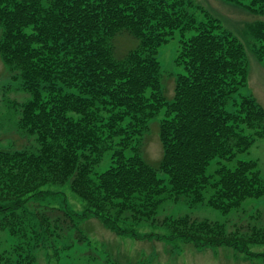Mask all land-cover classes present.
Wrapping results in <instances>:
<instances>
[{
  "label": "trees",
  "instance_id": "16d2710c",
  "mask_svg": "<svg viewBox=\"0 0 264 264\" xmlns=\"http://www.w3.org/2000/svg\"><path fill=\"white\" fill-rule=\"evenodd\" d=\"M226 1L264 14V0ZM219 29L194 0H0V62L27 95L15 129L31 141L0 147V229L16 241L0 264H36L34 250L73 231L77 218L135 240L153 237L139 236V226L157 225L166 230L158 240L227 247L264 261L250 251L264 246L258 210L231 229L188 216L157 219L166 202L228 216L264 198L257 161L236 160L264 138V111L249 97L232 99L246 85L248 61ZM251 31L264 40L263 23ZM176 34L181 72L168 100L157 53ZM121 37L131 42L124 52ZM257 56L264 58V47ZM156 119L161 157L154 167L143 148ZM103 160L108 168L96 173ZM46 187H68L83 212L28 209L54 194Z\"/></svg>",
  "mask_w": 264,
  "mask_h": 264
},
{
  "label": "rangeland",
  "instance_id": "374dc122",
  "mask_svg": "<svg viewBox=\"0 0 264 264\" xmlns=\"http://www.w3.org/2000/svg\"><path fill=\"white\" fill-rule=\"evenodd\" d=\"M195 5L209 11L218 21L219 32L227 33L236 39L246 53L248 73L246 85L232 95V99L249 97L264 111V58L258 59L257 52L264 47V40L259 41V34L255 37L251 28L259 23L264 24V14L250 13L246 7L226 0H194ZM243 5H247L244 3ZM261 28V26H260ZM257 32V28L256 31ZM120 52L131 46L127 37H121L117 43ZM178 50V34L168 43L158 49L157 59L161 66L163 90L165 97L171 100L175 77L181 70L176 69L174 60ZM262 53V52H261ZM21 81H13L0 62V147L3 149L21 148L31 145V141L21 136L15 129L19 105L27 95L21 89ZM156 119L146 135L143 157L150 165L156 167L161 157V146L157 137ZM236 160L257 161L258 168L264 174V138L256 139L254 145L246 153L239 154ZM218 160L212 162L213 170ZM232 163L223 164L232 167ZM109 166L107 160L95 168L96 173L103 172ZM160 178L166 179L162 173ZM54 193L37 201L27 204L28 209L37 205L51 206L62 210L81 214L83 203L74 196L68 187H46ZM260 211L261 225H264V198L247 200L240 211L223 216L218 211L203 205L190 206L186 202H166L157 214L158 220L165 218H179L188 216L196 220L226 223L229 229L233 225L245 226L246 219L255 211ZM49 212L46 213L48 216ZM1 217V214H0ZM79 232L83 238L78 241ZM139 236L153 235L141 240L129 236H117L106 229L95 218L75 219V228L65 232L63 237L52 240L45 249L34 250L36 264H264L261 257H248L238 251L227 248H197L181 240H158L166 234V230L157 225L142 224L138 227ZM16 244L6 231L0 229V255L11 254ZM252 253L264 254V246L257 245L250 248Z\"/></svg>",
  "mask_w": 264,
  "mask_h": 264
}]
</instances>
